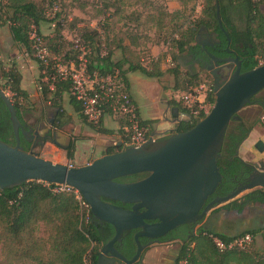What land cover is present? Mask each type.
<instances>
[{
    "label": "trees",
    "instance_id": "1",
    "mask_svg": "<svg viewBox=\"0 0 264 264\" xmlns=\"http://www.w3.org/2000/svg\"><path fill=\"white\" fill-rule=\"evenodd\" d=\"M43 2L44 0H0V26L8 25L12 42L38 65L40 75L37 83L40 98L45 104L48 103L50 109L57 111L55 118L57 126L70 120L63 107V97L68 95L70 106L84 124L99 134L113 135L114 131L101 127L102 118L96 125L86 120L82 114L81 105L69 95L71 83L68 80H61L56 75L53 67L56 62L63 65L71 61L76 62L80 52L73 39L67 40L63 35L64 19L59 21L60 14L58 13L52 20L49 19L45 14ZM51 2L49 1L48 4ZM215 2L216 0H203L199 16L195 19H188L184 23H180L184 16L179 11L170 13L168 15L169 24H165L166 14L164 10H161L156 15L149 13L145 20L147 24H142L146 31L149 26L154 27L158 31L161 41L170 46L169 49L173 51L170 54L173 66L167 69L166 73H169L173 78L172 90L174 94H187L193 88L207 84L211 91L207 94L205 102L210 107L215 101L214 78L211 75H206L205 82H203L199 74L194 76L188 72L182 74L179 65L177 63L175 65L177 56L184 53L189 54L191 51H199V47L196 45V36L201 28L216 34L219 42L216 52L220 56L227 57L226 49L237 55L241 62V73L257 67L264 61V12L261 10L264 0L257 2L254 0H218L222 28L228 35L229 44L227 37L218 25ZM112 6L111 3H104L99 14L104 17L105 22L97 24L95 28L87 25L78 28L76 38L79 39V43L86 51L88 73L90 75L95 73L99 78L114 76L119 80L122 89L129 95V100L135 107L140 125L147 128L146 136L148 138L152 135V124L156 121L140 119L130 94L128 73L139 72L149 79L160 78L164 75V71L161 70L162 60L148 58L144 63L141 61L135 51L139 45L137 41L141 39L137 31L124 34L128 44L125 43V38L110 36L109 30L112 28L111 24H107L110 17H106V14ZM42 23H55L51 35L40 34L39 26ZM32 26L37 29L43 45L49 52L50 57L47 65L42 64L34 57L35 50L28 35ZM143 38L149 40L146 36ZM209 51L214 53L210 49ZM116 52L120 53L118 59L115 58ZM20 83L21 74L14 64L7 67L0 64V87L4 92L11 94L16 117L24 125L27 123L25 118L33 113L34 105L30 103L29 95L21 88ZM263 91L251 99L250 105L261 106L264 113V95H261ZM170 104L192 117V122L179 123L172 133L188 131L206 116L202 111L193 115L190 109L185 108L180 101H176L174 98L171 99ZM106 114L112 115L111 110L105 109L103 116ZM115 117L119 124L117 134L121 135L123 139V135L126 134L124 129L129 125L128 120L124 115ZM40 122V119L37 120V124ZM253 125L241 118L229 122L220 158L217 160L222 181L209 200L225 196L239 183L244 182L250 173L251 170L247 164L238 158L237 151L248 137ZM0 140L10 146L15 144L9 112L1 99ZM122 141L123 148L127 140L124 138ZM21 146L27 152L32 150L24 140H21ZM119 150V147L111 146L104 151L103 155ZM34 154L39 157L38 154ZM67 158L72 159V152H67ZM143 176L145 174L129 177L132 180H138ZM51 187L52 185L33 181L0 191V247L4 256L3 264H85L86 261L96 264L98 250L105 239L95 233V228L91 223L92 216L86 224H83L80 219L78 202L74 195L72 193L55 194L51 191ZM255 204L264 206V192L261 189L252 190L240 199H235L224 205L221 209L235 211L239 214L245 208ZM128 207L126 206V208ZM41 231L45 236L41 235ZM245 234L252 236L251 244L246 249L219 251L210 238V236H214L228 244L233 239ZM173 239L175 238L169 235L162 241L168 242ZM257 239L260 240L259 245H257ZM134 249L133 240L128 238V254H133ZM181 261H185L187 264H264V227L243 230L234 235L213 233L200 228L180 246L178 262Z\"/></svg>",
    "mask_w": 264,
    "mask_h": 264
},
{
    "label": "water",
    "instance_id": "2",
    "mask_svg": "<svg viewBox=\"0 0 264 264\" xmlns=\"http://www.w3.org/2000/svg\"><path fill=\"white\" fill-rule=\"evenodd\" d=\"M215 15L229 44L222 28L218 0ZM205 54L214 62L208 70L214 78L215 101L202 120L185 132L171 133L160 139L151 136L138 147L122 148L119 143V151L81 167L52 163L36 156L32 150L25 151L21 140L34 149L42 145V142L36 144L39 133L18 121L13 103L0 87V99L9 112L15 140L14 146L0 140V191L33 181L67 185L78 191L89 206L92 220L106 223L114 231L113 237L101 244L96 264H134L147 247L179 227L198 223L212 210L244 192L255 189L264 192V163L247 164L251 171L243 184L207 202L222 181L217 160L229 122L239 120V112L264 90V61L241 73L238 57L216 58L207 50ZM230 64H233L231 71ZM222 76L223 81H220ZM170 113L173 120L192 122L190 115L176 107H172ZM256 149L262 152L263 144L258 142ZM138 174L147 176L133 183L117 181ZM110 202L130 208L125 210ZM135 230V253L127 259L117 244L126 233ZM140 238L149 242L142 244Z\"/></svg>",
    "mask_w": 264,
    "mask_h": 264
},
{
    "label": "rangeland",
    "instance_id": "3",
    "mask_svg": "<svg viewBox=\"0 0 264 264\" xmlns=\"http://www.w3.org/2000/svg\"><path fill=\"white\" fill-rule=\"evenodd\" d=\"M49 1L52 2L48 4ZM254 1L257 2L259 0ZM104 3L113 4L106 14V17H110V21H108L107 24H111L110 27L112 29L109 30L111 37L125 38V43L128 44V40L124 37V34L126 32L132 33L137 31V34L140 35L141 39L137 41L139 45L138 48H135V51L141 61L144 63L148 58H159L162 60L161 70L164 71V75L160 78L149 79L139 72L129 74L131 75V85L134 91L140 96V98L137 97L138 104L142 107L144 105L145 109H142L143 116L149 117L157 122H160L163 119L171 120L170 109L172 108V105L170 104V101L173 98L178 100L179 96L182 95L180 93L174 94V91L172 90L173 78L169 73H166V70L173 66L170 59V54L173 51L169 49L170 46L161 41V38L158 37V31L154 29V27L149 26L146 31L142 27V24H147L145 20L149 13L156 15L157 12L161 10H164L166 14L167 19L165 20V24H169L168 15L173 12H182L184 17L180 23H184L188 19H195L199 16L200 11L202 10L203 0H44L43 8L45 9L46 16L51 20L56 16V13L60 14L59 21L60 19H64L63 35L67 40H75L78 36V28L86 25L93 28L96 27L97 24H103L105 22L104 17L99 14V10ZM53 6L55 7V11H52ZM154 8H156V10H154ZM261 10L264 12V6H261ZM50 24L55 23L40 24L39 32L41 35L46 36L53 33L54 27H50ZM143 36L148 37L149 40L144 39ZM21 53V49L10 39L8 25L0 26L1 66L7 67L14 64L19 72H22L25 64L23 58L19 56ZM115 55V58H119V52H116ZM176 60L175 65L176 63L180 65V72L185 74L186 70L184 68L182 55H180V57L177 56ZM206 75H209L207 71L199 72V76L203 82H205ZM261 95H263V92ZM31 100L36 101V97ZM146 110H148V114L146 113ZM25 119L28 124L32 125L34 123L32 120H29L28 117ZM80 132V136L82 134H93L92 130L85 125L80 126ZM156 137L158 136H154L155 139H157ZM90 138L92 137H89V139ZM99 144L100 142L96 141L94 147ZM37 153L42 154L40 149L37 150ZM94 153L97 155L98 149H96ZM248 192L250 191L240 194L236 199H240ZM223 206L224 205L217 207L214 211L215 213L211 215L212 220L217 219L216 221H213V229H216L218 232L224 231V229H229L230 224H232V226L236 225L237 227L238 225H241V231L264 225V206L262 205H251L239 214L221 209ZM201 225H203V223H201L200 226ZM246 225H248L249 228H243L246 227ZM41 235L45 236L43 231H41ZM259 244L260 240L257 239V245ZM165 245H169L170 247L167 250L172 251L173 253L178 252L180 248V243L178 242H169ZM152 248H150V250H152ZM3 262L4 256L0 247V264H3Z\"/></svg>",
    "mask_w": 264,
    "mask_h": 264
},
{
    "label": "crops",
    "instance_id": "4",
    "mask_svg": "<svg viewBox=\"0 0 264 264\" xmlns=\"http://www.w3.org/2000/svg\"><path fill=\"white\" fill-rule=\"evenodd\" d=\"M21 51L22 53L19 54V56L23 58L25 67L23 68L22 72H20V86L28 93L29 101L34 105L33 113L28 116V119L34 122L33 125L36 126V131H38L39 139H41L42 142V145L36 146L34 149H32V152L38 154L37 150L40 149V152L42 154L38 155L44 160H48L52 163L69 165L71 167H81L91 163L95 159L102 157L104 151L107 148L111 146H118L119 143H123L121 135L117 134L119 124L115 116L106 114L101 119V127L107 130L114 131V134L111 136L99 134L93 131L86 124H84L77 113H75L73 108L70 106L68 95H65L63 97V107L67 115L70 117V120L60 126H57L55 122L57 111L50 109V107H48V103L45 104L40 98L39 87L37 83L40 75L38 65L28 56H26L22 49ZM129 74L131 73H128V79L130 82V94L139 113V117L143 121L152 120L149 117L143 116L142 109L144 108V105L142 107L138 104L137 97L140 98V96L136 91H134L130 81L131 75ZM34 97H36V101L31 100ZM146 113L148 114V110H146ZM262 114L263 112L261 106L256 104L246 106L239 112V116L241 119L249 124H254L248 137L243 141L237 151L238 158L246 164H259L261 162L264 163V150H262V152H259L256 149V145L258 144V142H261L264 146V125L259 121V118ZM39 119L41 120V122L37 124V120ZM179 123L181 122H179L178 120H173L172 118L171 120L163 119L160 122L156 121L154 124H152L151 136L165 137L168 134H171ZM81 125H85L90 130H92V133L94 135L82 134L80 136ZM89 137L92 138L89 139ZM43 139H45V142H43ZM96 141H99L100 144L94 147V143ZM96 149H98L97 155H95L94 153ZM67 152H72V159L67 158ZM215 210L216 208L203 219V225L200 226L201 228L209 230L213 233H222L227 235H234L241 231V225H238L237 227L236 225L232 226V224H230L229 229H224V231L221 232L213 229V221H216L217 219L212 220L211 215L215 213ZM247 226L248 225L243 228H249V226ZM261 227H264V225L256 228L254 227L252 229ZM152 247V250H150L149 248L150 251L145 253L142 264H171V259L175 255V252L173 253L172 251L167 250L170 247L169 245L161 244L159 246L155 245Z\"/></svg>",
    "mask_w": 264,
    "mask_h": 264
},
{
    "label": "built area",
    "instance_id": "5",
    "mask_svg": "<svg viewBox=\"0 0 264 264\" xmlns=\"http://www.w3.org/2000/svg\"><path fill=\"white\" fill-rule=\"evenodd\" d=\"M52 11H55L54 6ZM50 27L53 28L54 24H50ZM28 35L35 50L34 57L42 64L47 65L50 55L43 45L37 29L32 26ZM73 42L80 52L77 61H71L64 65L56 62L53 67L61 80H68L71 83L69 95L81 105L83 116L89 123L96 125L100 122L105 109L111 110L113 116L124 115L129 125L124 129L126 134L123 135V139L126 138L127 142L123 148L138 147L145 143L151 136L147 138V128L140 125L135 107L131 104L129 95L122 89L119 80L114 76L99 78L95 73L90 75L87 71L86 51L79 43L78 38ZM210 91V86L201 84L193 88L190 93L180 95L176 101H180L185 108L190 109L193 115L198 114L199 111L206 115L212 108L205 102ZM6 95L12 102L11 94L6 93ZM259 121L264 123V113L260 116ZM51 191L55 194L72 193L78 202L81 222L86 224L91 219L89 206L78 191L67 185H52ZM210 238L219 251L246 249L252 241L250 234L235 238L228 244L217 237L210 236ZM85 264H90V261H86ZM179 264L187 263L181 261Z\"/></svg>",
    "mask_w": 264,
    "mask_h": 264
},
{
    "label": "flooded vegetation",
    "instance_id": "6",
    "mask_svg": "<svg viewBox=\"0 0 264 264\" xmlns=\"http://www.w3.org/2000/svg\"><path fill=\"white\" fill-rule=\"evenodd\" d=\"M196 45L199 47V51H191V53L189 54H181L183 57V60L185 62L184 68L186 70V72H188L190 75L194 76V75H198L199 72L201 70L207 71L209 73V75L212 76V71L208 70L209 66H212L214 64L213 61H211L208 56L205 54V50H207L209 53H211L214 57L216 58H229V57H237V55H235V53L231 50L226 49V53H227V57H222L220 56V54L218 52H216L217 47L219 46V42L217 40L216 34L207 31L206 29L201 28L198 32V35L196 36ZM212 50L213 52L209 51ZM227 50L229 52H227ZM180 57V56H179ZM179 61V60H178ZM222 66V65H220ZM230 71L233 70V64L229 65ZM218 73L219 75H221V68L219 67L218 69ZM213 77V76H212ZM220 81H223V76L221 77ZM171 115V113H170ZM26 128H31L33 130H36V126L35 125H31V124H24ZM157 139H160L161 137H156ZM41 139H37L36 140V144H40ZM147 175L145 174V176H143L142 178L138 179V180H132L130 177H124L126 178L123 181H118L121 183H133V182H137L143 178H145ZM122 180V178H121ZM245 182V181H244ZM244 182L239 183L243 184ZM213 199V198H212ZM209 200V199H208ZM207 200V202H209ZM109 202V201H108ZM112 204L118 205L120 206L122 209H129L130 206L129 205H123V204H119V203H115V202H110ZM126 206H129L128 208H126ZM235 212V211H233ZM236 213V212H235ZM238 214V213H237ZM203 222V220L199 221L198 223L194 224V225H184L182 227H179L178 229L172 231L169 235L174 237L175 239L170 240L168 242H163L162 239L166 238H161L159 241L153 243L151 246L147 247L140 255L139 260L137 262H135L134 264H142V260L143 257L145 255L146 252L149 251V248H151L152 246L155 245H161V244H167L169 242H178L180 243V246L185 243L186 241H188L190 239V237L194 234L197 233L198 230L201 228L200 224ZM91 223L93 224L94 228H95V233L105 239V242H108L114 235V231L113 228L106 224V223H101V222H95L93 220H91ZM153 223V222H150ZM135 231H131L128 232L124 235V237L122 238L121 243L117 244V247L119 249V251L121 252V254H123L127 259H130L133 257L134 253H135V249L133 254L129 255L128 254V238H131L133 240V235L135 234ZM129 235H131L129 237ZM134 242V241H133ZM140 242L142 244H147L149 241L145 238H140ZM135 245V244H134ZM171 264H179L178 262V252L175 253V255L172 257L171 259Z\"/></svg>",
    "mask_w": 264,
    "mask_h": 264
}]
</instances>
